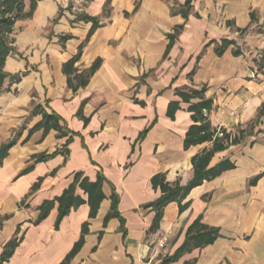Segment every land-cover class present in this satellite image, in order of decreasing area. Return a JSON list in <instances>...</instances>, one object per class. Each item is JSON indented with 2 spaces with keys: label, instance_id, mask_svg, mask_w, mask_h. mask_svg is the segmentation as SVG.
I'll list each match as a JSON object with an SVG mask.
<instances>
[{
  "label": "crops",
  "instance_id": "1",
  "mask_svg": "<svg viewBox=\"0 0 264 264\" xmlns=\"http://www.w3.org/2000/svg\"><path fill=\"white\" fill-rule=\"evenodd\" d=\"M184 2L37 0L32 16L15 22V52L4 68L18 80L0 92V145L12 142L0 161V254L9 239H22L2 264H59L84 221L83 245L67 264H159L199 216L219 236L165 264H264V0H191L185 21L178 12ZM223 39L232 42L218 53ZM78 51L71 76L95 60L99 66L73 89L63 64ZM202 86L212 99L204 111L211 125L242 130L209 166H234L193 187L183 210L169 202L150 231L155 211L146 204L161 194L151 177L164 173L185 185L191 157L212 145L183 147L193 123L188 106L198 99L184 101L176 91ZM171 101L179 106L173 117ZM43 113L57 115L56 128L35 127ZM75 172L89 181L104 177L96 215L88 216L84 202L55 228L54 202L34 224L39 206L60 196ZM112 193L117 214L104 224ZM75 194L87 200L78 185Z\"/></svg>",
  "mask_w": 264,
  "mask_h": 264
},
{
  "label": "trees",
  "instance_id": "2",
  "mask_svg": "<svg viewBox=\"0 0 264 264\" xmlns=\"http://www.w3.org/2000/svg\"><path fill=\"white\" fill-rule=\"evenodd\" d=\"M191 0H185L183 4L178 7V12L183 17L184 21L187 19L190 12ZM37 0H0V92L4 89L5 83L17 81L18 75L12 74L5 70V61L8 55L15 52L13 45L14 39L11 37L13 32L14 24L17 20L30 18L36 8ZM175 12L172 10V13ZM89 18V17H88ZM96 26L93 22L91 30ZM183 28V23L175 27L174 33L169 34V42L166 46V51L172 45L174 37ZM90 30V31H91ZM231 40L223 39L221 45L216 48V51L220 53ZM80 52L74 55L66 63L63 64V72L67 75L68 85L73 89L79 86H84L91 74L98 68L99 60H95L88 69L83 70L79 73H74L75 69L72 67L73 63L78 59ZM205 87L199 89L191 88L188 91L177 90L178 94L184 101H188L190 98H197L198 101L190 103L188 110L191 111V118L193 123L186 131L185 138L183 141V147H188L196 144H200L206 141H211L212 145L208 149H204L201 153L195 154L191 157L193 175L191 179L185 184L180 185L178 181L170 183L165 180L164 173H157L150 179L151 185L154 189H159L161 194L154 201L146 204L155 211L153 221L149 227L150 231L158 228L159 221L162 216L164 207L172 201H176L179 204V210H183L187 205L181 203L182 200L188 195L190 190L201 184L204 180H210L218 176L223 170L231 168L234 165L229 161L225 160L218 163L215 166H209L211 157L216 151L226 148L229 144L239 142L242 137V130L236 134H232L225 128L216 129L212 126L209 120L204 115L205 110H209L212 105V99L204 96ZM179 108L177 101H171L167 107V115L173 117L174 112ZM261 111V110H260ZM80 109L78 111V114ZM259 113V111H258ZM42 120L36 124L35 127L43 126L44 131L49 128H56L58 117L55 114L43 113ZM145 132L142 131L140 136ZM221 133V135H219ZM70 138L67 140L69 141ZM12 146V142H5L0 145V161L8 154L9 148ZM56 152V151H55ZM39 154L36 156V160H44L49 156L55 154ZM40 181V179H39ZM39 181L35 182L31 191H34L39 186ZM104 177L101 174L96 176L94 181H89L86 177H81V172H75L73 181L70 185L64 189L62 194L52 200H47L39 206V214L34 221V224L39 223L43 218L46 217L49 210L57 202V215L54 222V227L57 228L60 220L63 216L68 214L70 210L76 209L80 204L87 202L89 205L90 218L96 215L97 209L100 202L105 197L102 191V183ZM78 185L84 193L87 194V200L84 201L79 195L75 194V187ZM111 205L110 211L104 217V224L112 217L116 216L117 196L112 193L110 195ZM88 232V222L84 221L81 226V233L79 238L73 244L71 250L65 255L63 260L59 264H67L70 259L78 252L84 242V235ZM219 236L218 228L208 226L201 222L200 216L197 217L186 229L185 238L182 244L174 251L172 255L164 256L159 264H165L178 259L183 253L192 250L193 248H200L207 244L213 243ZM22 236L18 237L15 235L9 239L3 247L0 254V264L7 261L13 254L16 246L21 241ZM188 264V263H186Z\"/></svg>",
  "mask_w": 264,
  "mask_h": 264
},
{
  "label": "rangeland",
  "instance_id": "3",
  "mask_svg": "<svg viewBox=\"0 0 264 264\" xmlns=\"http://www.w3.org/2000/svg\"><path fill=\"white\" fill-rule=\"evenodd\" d=\"M8 86H10V82H6V83H5V87H4V89H6Z\"/></svg>",
  "mask_w": 264,
  "mask_h": 264
},
{
  "label": "built area",
  "instance_id": "4",
  "mask_svg": "<svg viewBox=\"0 0 264 264\" xmlns=\"http://www.w3.org/2000/svg\"><path fill=\"white\" fill-rule=\"evenodd\" d=\"M219 135H221V133H219ZM159 245L162 246V245H163V241H161V242L159 243Z\"/></svg>",
  "mask_w": 264,
  "mask_h": 264
}]
</instances>
